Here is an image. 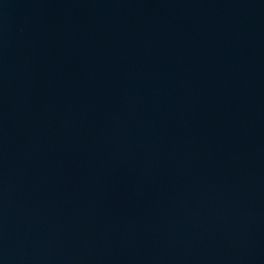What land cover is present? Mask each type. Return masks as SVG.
I'll return each instance as SVG.
<instances>
[{
	"label": "water",
	"instance_id": "water-1",
	"mask_svg": "<svg viewBox=\"0 0 264 264\" xmlns=\"http://www.w3.org/2000/svg\"><path fill=\"white\" fill-rule=\"evenodd\" d=\"M0 264H264V0H0Z\"/></svg>",
	"mask_w": 264,
	"mask_h": 264
}]
</instances>
